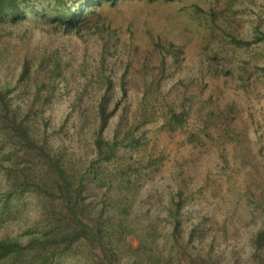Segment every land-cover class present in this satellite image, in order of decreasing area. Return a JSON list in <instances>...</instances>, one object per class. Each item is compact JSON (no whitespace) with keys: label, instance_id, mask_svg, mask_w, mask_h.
I'll list each match as a JSON object with an SVG mask.
<instances>
[{"label":"rangeland","instance_id":"1","mask_svg":"<svg viewBox=\"0 0 264 264\" xmlns=\"http://www.w3.org/2000/svg\"><path fill=\"white\" fill-rule=\"evenodd\" d=\"M20 7L0 17V264H264V0Z\"/></svg>","mask_w":264,"mask_h":264},{"label":"trees","instance_id":"2","mask_svg":"<svg viewBox=\"0 0 264 264\" xmlns=\"http://www.w3.org/2000/svg\"><path fill=\"white\" fill-rule=\"evenodd\" d=\"M22 0H0V17L4 16V15H8L11 17H18V16H22L23 15V11L20 7V2ZM57 2V4H59L60 2H62V0H55ZM67 23V22H66ZM66 23L64 22L63 24L66 25ZM256 40H264V34L262 35V38H257ZM63 185H68L67 182H64L63 180H61ZM58 188H60V185L58 183ZM87 234V235H86ZM92 235L90 228L87 226V233H82L80 234V237L82 238H87V240H89V237ZM260 238H262V236L264 235V231L261 232V234H259ZM93 237H96V235H94ZM16 245V242L14 241H6V240H0V259L6 257L8 254H10L11 252H13V249Z\"/></svg>","mask_w":264,"mask_h":264}]
</instances>
